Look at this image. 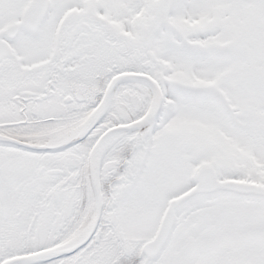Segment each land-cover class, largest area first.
<instances>
[{"label":"snow or ice","instance_id":"obj_1","mask_svg":"<svg viewBox=\"0 0 264 264\" xmlns=\"http://www.w3.org/2000/svg\"><path fill=\"white\" fill-rule=\"evenodd\" d=\"M0 264H264V0H0Z\"/></svg>","mask_w":264,"mask_h":264}]
</instances>
